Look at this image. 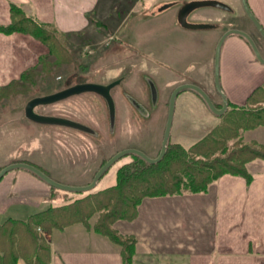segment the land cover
Segmentation results:
<instances>
[{
	"label": "rangeland",
	"instance_id": "rangeland-1",
	"mask_svg": "<svg viewBox=\"0 0 264 264\" xmlns=\"http://www.w3.org/2000/svg\"><path fill=\"white\" fill-rule=\"evenodd\" d=\"M154 1L140 0V6L136 7L133 5L135 1H130L127 7L134 9L128 13L122 27L112 29L113 33H106L104 36L83 33L62 36V47L69 53L67 61L57 62L56 57L51 55L47 65L39 67L31 81L17 85L13 92L0 95V169L13 162H28L60 183L85 186L118 149L136 147L151 157H157L173 89L183 79L182 75L206 77L204 73L208 66L202 55L194 60L191 73L186 67L188 63H184L186 66H173V69L164 65L160 66L163 74L156 78L152 73V67L156 63L152 57V43L156 41L158 45L165 47L171 39L190 44L199 40L196 47H200L199 44L206 41V34L210 31L197 29L185 32L179 25L175 26L176 22L166 29L168 20L162 9L178 7L175 2L180 0H161L164 4L152 10ZM122 6L121 3L117 9L120 17L126 11L125 8L121 9ZM142 6L145 7L144 11H141ZM161 26L165 29L157 31ZM163 57L166 58V55ZM184 78L188 79L186 76ZM117 79L121 80L120 83L112 88L117 118L115 128L111 127L108 101L91 91L35 107L36 113L40 115L72 120L91 130L34 122L25 115V106L33 97L45 96L80 83L108 84ZM201 83L205 91H214V83ZM216 103L223 104V101L218 99ZM221 120L210 111L197 91L186 89L179 93L176 100L169 140L189 147ZM256 136L259 134L255 131L243 132V138L247 141ZM129 160V156L119 159L103 174L92 190L71 191L49 185L51 194L47 196L30 180V176L35 173L23 167L13 168L0 180V223L8 217L28 219L33 213L50 205H64L99 192L115 183L118 166ZM16 190L20 192H15ZM97 216L98 213L90 222L94 223ZM119 221L125 220H116L113 227L121 232L117 227ZM81 226V230H87L83 224ZM56 231L61 234L60 230ZM37 232L48 243L49 238L53 237L40 226L37 227ZM20 260L30 264L23 258Z\"/></svg>",
	"mask_w": 264,
	"mask_h": 264
},
{
	"label": "crops",
	"instance_id": "crops-1",
	"mask_svg": "<svg viewBox=\"0 0 264 264\" xmlns=\"http://www.w3.org/2000/svg\"><path fill=\"white\" fill-rule=\"evenodd\" d=\"M130 1L0 0V23L8 24L11 21L10 3L15 2L22 4L28 14L54 23L61 31L104 36L111 33L113 28L122 27L132 8L140 6V0H134V7H127ZM216 1L225 5H202L187 15L188 23L208 24L204 27H186L180 23V9L191 2L189 0L176 1L178 7L162 9L168 20L166 29L176 22L175 26L179 25L185 32L209 29L210 33L206 34V41L200 43V47H196L199 40L190 44L171 39L165 47L153 41L151 51L156 62L152 67L154 77L163 74L160 66L164 65L173 69V66L188 63L184 66L191 73L194 60L203 55L208 66L204 73L207 76L182 75L184 80L179 84L193 82L201 86V82L205 81L207 84L214 83L216 45L230 28H240L249 33L264 57V37L245 12L242 0ZM247 2L264 27V0ZM121 3V9L126 10L123 17L117 12ZM154 4L152 10L164 3L155 0ZM144 10L145 7L141 11ZM164 29L158 28L157 31ZM48 53V46L32 35L0 31V86L19 79L25 71L39 64L41 56ZM220 81L228 102L234 105L246 104L249 95L264 84V63L257 58L252 45L243 35L232 33L224 40L220 56ZM207 93L214 103L222 99L216 87L213 92ZM251 131L259 136L248 140L264 143V126ZM247 165L252 174L250 181L244 176L226 173L205 192L143 199L133 220L117 223L121 232L137 239L133 264H264V159H255ZM30 180L44 196L51 194L49 184L39 176L34 174ZM81 225L73 224L60 231L61 234H57L56 230L51 233V264H123L118 245L89 229L81 230ZM19 264L25 262L20 260Z\"/></svg>",
	"mask_w": 264,
	"mask_h": 264
},
{
	"label": "trees",
	"instance_id": "trees-1",
	"mask_svg": "<svg viewBox=\"0 0 264 264\" xmlns=\"http://www.w3.org/2000/svg\"><path fill=\"white\" fill-rule=\"evenodd\" d=\"M10 15L8 24L0 23L1 32L32 35L48 46L49 53L41 56L39 64L25 71L19 79L0 86V95L13 92L17 85L31 81L39 67L47 65L51 55L57 62H63L69 56L62 47L61 37L71 33L28 14L19 3H10ZM215 104L218 108L223 105ZM214 114L222 119L219 124L189 147L169 140L166 154L156 163H150L135 153L127 154L123 157L129 156L131 160L118 166L116 181L111 186L64 205H50L28 219H5L0 223V264H18L22 258L30 264H51L52 247L40 237L37 227L51 234L76 223L107 237L119 246L123 264H133L137 239L115 229L113 223L116 220H133L146 197L205 192L226 173L241 175L250 181L252 174L247 164L257 158L264 159V143L243 138L244 131L264 126V84L249 95L246 104L229 103L224 113ZM116 123L115 116L111 127L115 128Z\"/></svg>",
	"mask_w": 264,
	"mask_h": 264
},
{
	"label": "water",
	"instance_id": "water-1",
	"mask_svg": "<svg viewBox=\"0 0 264 264\" xmlns=\"http://www.w3.org/2000/svg\"><path fill=\"white\" fill-rule=\"evenodd\" d=\"M208 4H213V5H219V6H224L225 4L216 1V0H198V1H191L182 6L179 12V21L183 26L186 27H204L208 26V24H192L187 22V15L195 8L202 6V5H208ZM242 4L244 7L245 12L251 19V21L254 23L256 28L259 30V32L262 34L264 37V27L260 23L259 19L255 16V14L252 12V10L249 7V4L247 0H242ZM232 33H237L240 35H243L244 37L247 38V40L250 42V44L253 47V50L255 51V54L257 58L264 62V57L262 56L260 49L258 48L256 42L254 39L251 37L249 33H247L245 30H242L240 28H230L227 29L222 36L220 37L216 49H215V62H214V83L217 91L222 97L223 100V105L222 107L218 108L210 95L198 84L191 83V82H185L182 84H179L176 86L169 99V107H168V115H167V121H166V126L164 130V135H163V140H162V145H161V150L160 153L158 154L157 157H151L148 155L145 151L136 148V147H128L124 148L117 153H115L112 157H110L96 172L95 176L93 177V180L88 183L85 186H72V185H67L60 183L53 178H51L46 172H44L42 169L39 167L28 163V162H13L3 168L0 169V180L2 177L11 169L13 168H18V167H23L26 168L33 173H35L37 176H39L42 180H44L46 183H48L51 186L58 187L61 189H66V190H71V191H89L95 188L97 185L99 179L103 176V174L111 167L113 166L120 158L123 156L130 154V153H135L144 158L146 161L150 163H156L159 162L164 155L166 154L167 151V145L170 139L171 135V130L173 126V121H174V114H175V108H176V100L177 96L179 93L185 89H192L197 91L203 99L206 101L208 104L209 108L216 114H222L224 113L229 105L228 98L225 94V92L222 89L221 81H220V56H221V49L222 45L224 43V40L226 37ZM120 79L114 80L108 84H101V83H93V82H88V83H80L76 84L67 88H64L60 91L45 95V96H36L30 99L26 106H25V115L27 118L34 122H39V123H50V124H61V125H66L74 128H79L82 130H91L89 127L82 125L78 122L68 120V119H63V118H58V117H50V116H44L36 113L35 107L40 104H49L53 103L56 101H59L61 99H64L66 97H69L74 94H79L82 92H96L100 95H102L104 98L109 103L110 106V118L111 122H114L115 119V100L114 97L111 93V89L120 83ZM154 95H156V92L154 91Z\"/></svg>",
	"mask_w": 264,
	"mask_h": 264
},
{
	"label": "flooded vegetation",
	"instance_id": "flooded-vegetation-1",
	"mask_svg": "<svg viewBox=\"0 0 264 264\" xmlns=\"http://www.w3.org/2000/svg\"><path fill=\"white\" fill-rule=\"evenodd\" d=\"M111 93H112V89H111Z\"/></svg>",
	"mask_w": 264,
	"mask_h": 264
}]
</instances>
